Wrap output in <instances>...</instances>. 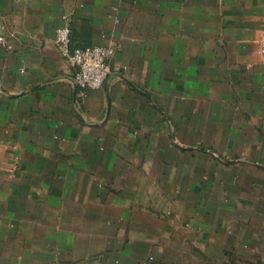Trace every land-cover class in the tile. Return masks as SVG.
<instances>
[{"label": "crops", "instance_id": "crops-1", "mask_svg": "<svg viewBox=\"0 0 264 264\" xmlns=\"http://www.w3.org/2000/svg\"><path fill=\"white\" fill-rule=\"evenodd\" d=\"M262 52L264 0H0V264H264Z\"/></svg>", "mask_w": 264, "mask_h": 264}, {"label": "built area", "instance_id": "built-area-1", "mask_svg": "<svg viewBox=\"0 0 264 264\" xmlns=\"http://www.w3.org/2000/svg\"><path fill=\"white\" fill-rule=\"evenodd\" d=\"M62 26L55 31L54 44L58 54L75 68L76 86L97 90L108 75V60L115 49L91 45L81 49H70V26L67 15H62ZM264 54V52H262Z\"/></svg>", "mask_w": 264, "mask_h": 264}]
</instances>
